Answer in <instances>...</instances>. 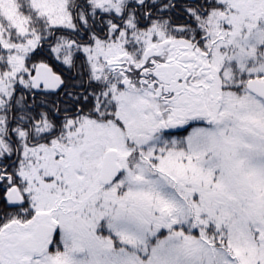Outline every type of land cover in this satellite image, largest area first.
Wrapping results in <instances>:
<instances>
[{
  "label": "snow or ice",
  "instance_id": "obj_1",
  "mask_svg": "<svg viewBox=\"0 0 264 264\" xmlns=\"http://www.w3.org/2000/svg\"><path fill=\"white\" fill-rule=\"evenodd\" d=\"M0 264H264V0H0Z\"/></svg>",
  "mask_w": 264,
  "mask_h": 264
}]
</instances>
